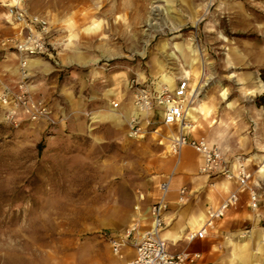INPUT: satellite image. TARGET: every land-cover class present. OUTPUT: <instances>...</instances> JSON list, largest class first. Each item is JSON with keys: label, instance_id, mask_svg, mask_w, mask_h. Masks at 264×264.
<instances>
[{"label": "rangeland", "instance_id": "374dc122", "mask_svg": "<svg viewBox=\"0 0 264 264\" xmlns=\"http://www.w3.org/2000/svg\"><path fill=\"white\" fill-rule=\"evenodd\" d=\"M126 1L132 3L130 8L112 15L107 12L111 3L94 1L104 5L95 18L102 28L95 34L84 32L90 20H81L91 8L85 2L72 3L70 14L78 32L74 44L84 56V64H77L63 61L67 33L61 0H20L28 13L46 17L52 28V57L34 59L40 64L29 67V83L54 117L62 120L52 126L26 122L14 126L0 108V264H111L110 257L112 264H126L148 229L147 212L161 182L169 180L172 185L178 183L172 188L183 186L191 191L184 205L169 204L165 228L170 223L171 230L184 228L198 210L215 208L237 188L222 176L200 173L199 157L190 148L181 151L186 164L177 165L180 154L167 152L172 129L155 132L158 117L147 128L141 124L145 128L141 137L129 134L130 118L123 116L132 104L130 86L160 81L157 62L174 76L183 63L180 57L177 62L166 56L160 49L163 42H189L200 51V60L210 64L204 66L209 80L198 100L213 97V112L209 119L192 123V135L218 146L230 167L243 163L252 175L237 207L215 223L210 236L187 243L184 237L190 230L186 229L181 242L167 241L170 251L199 252L205 264H235L226 239L252 235L249 246L254 247L256 232L264 230V177L258 174L264 164V108L259 106L264 90L249 99L239 89L237 78H229L232 73L246 80L255 76L264 85V0ZM14 3L0 0L3 81L18 78L16 56L4 45L14 33L4 5ZM178 22L184 24L180 30L169 29ZM114 74H124L125 80L119 86L120 100H111L120 104L121 122H94V115L108 109L105 93L113 87ZM191 83L192 78L190 90ZM219 85L227 89V100L235 108H225ZM219 121L223 124L218 125ZM250 188L259 200L255 210L247 207ZM175 198L173 191L168 199ZM255 216L254 223L250 217ZM133 225L137 233L125 239ZM122 241V258L117 259L112 246ZM246 264H264V254L251 257Z\"/></svg>", "mask_w": 264, "mask_h": 264}, {"label": "built area", "instance_id": "2783aa9c", "mask_svg": "<svg viewBox=\"0 0 264 264\" xmlns=\"http://www.w3.org/2000/svg\"><path fill=\"white\" fill-rule=\"evenodd\" d=\"M9 21L7 23L14 30L11 37L7 38L4 45L12 50L18 62V78L16 81H3L0 79V108L5 120L17 126L22 122L37 124L43 123L52 126L61 122V118L54 117V113L46 100L36 94L30 86L29 62L34 59L51 58L54 46L51 42L52 28L46 17L28 13L21 5L20 0H15L7 9ZM132 105L137 116L129 120V134L132 137H141L155 117H158V128L172 129L168 136L169 151L173 156H178L184 148H190L199 157V171L206 176H222L236 185V189L228 194L215 208L206 212L203 224L196 231H188L184 240L187 243L203 241L210 236L215 223L224 218L225 214L237 207L240 194L248 189L252 181L243 163L230 167L224 158L221 149L211 145L204 137H194L193 124L188 117V108L194 104L189 80L176 79L173 86L152 81L148 85H131ZM114 110L120 107L119 102L111 101ZM144 113L146 116H142ZM145 123V128L141 124ZM158 196L150 206L148 215V229L142 232L139 241L135 244L134 255L126 264H205L203 254L199 252L172 253L161 234L166 227L168 213L167 196L170 190L169 180L158 185ZM189 192L182 187L177 192L176 204L184 205L188 201ZM259 200L253 189L248 190L247 207L257 209ZM137 233L133 225L125 235V239ZM125 243H114L112 251L119 255V248Z\"/></svg>", "mask_w": 264, "mask_h": 264}, {"label": "bare ground", "instance_id": "6f19581e", "mask_svg": "<svg viewBox=\"0 0 264 264\" xmlns=\"http://www.w3.org/2000/svg\"><path fill=\"white\" fill-rule=\"evenodd\" d=\"M79 1L87 3V6L91 9L85 13L82 14L81 20H90V24L83 28L84 32L95 34L102 28V22L96 20V16L99 13H102V8L104 7L96 3H94L95 0H61V6L63 11V27L66 34V39L64 40V47H65V53L63 57V61L65 63H71L75 62L77 64H84V56H82L78 52V47L74 44V41L78 37V32L75 29V24L72 21L70 9L72 8V3H78ZM103 2L111 3V6L107 10L109 14L112 15V13L118 12V11H126L130 8V5L132 3L127 2L126 0H101V4ZM167 3H171L172 0H166ZM12 5V4H10ZM9 6V5H4ZM209 2L203 7L205 10L208 8ZM135 10L137 9L136 6H134ZM170 13L169 9H166V14L168 15ZM7 21H9L7 13L4 14ZM140 19V17H138ZM117 19V17H116ZM124 21V19H121ZM196 24V21L193 22ZM121 25V24H120ZM124 25V24H123ZM184 24L181 22H178L177 24L171 26L169 29L172 31H178L181 29V27ZM149 26H154V24H149ZM109 27V26H108ZM161 27V26H159ZM112 28V26H111ZM221 39L226 40L222 36H220ZM160 49L166 54V56L171 59L172 61L179 62V57L182 59L183 63L178 68V73H175V75L169 74V72L164 71V67L161 64V62L155 63L156 65V73H159L160 82L167 84L168 86H173L176 79H184V80H190L192 78L191 83V94L194 97V107L188 108V117H190V120L195 123L200 121H205L209 119L213 112V97H205L198 100V96L200 95L202 89L206 85L207 81L209 80V77H205L204 73V66H209V63L204 64L199 56L200 51L193 47V45L189 42L186 43H174L171 44L170 42H163L160 45ZM228 59V58H227ZM40 64L39 60H31L29 62L30 66H37ZM95 78H97V73H94L93 75ZM230 79L237 78V85L239 86V89L243 93V95L249 99L256 97L257 95H260L263 93L264 85L255 77L251 76L249 80H246L245 78H239L237 74L232 73L229 76ZM111 79L113 82V87L108 89L105 93V97L111 102V100H120V90L119 86L120 84L125 81L124 80V74H114L111 75ZM220 94L219 96L223 99L224 102H227L225 108L227 109H233L235 108V104L232 101L227 100V89L225 87L220 86ZM135 109L133 108V105L130 103L127 107V112L124 118H131L134 116H137ZM142 116H146L144 113L141 114ZM122 116L120 115L119 111L112 109L110 104H108V109L104 113L96 114L92 117V120L94 122H111L119 124L120 118ZM127 120V119H126ZM212 124L217 123V120L212 121ZM223 124L222 121L218 122V125ZM195 131V127L193 126V132ZM169 145H167V152L169 150ZM186 157L180 153V155L177 157L176 164H186ZM260 156H253L252 159H259ZM258 174L260 177H264V164L260 166L258 170ZM225 189H227L224 186ZM206 210L204 208H201L198 210V212L191 216L186 223V226L184 228H181L179 230H171L168 228L170 223L167 225V228L162 232L161 237L165 241H169L172 245H176L178 242H181L184 231L186 229H189L190 231H194L197 228H200V226L205 221ZM252 221L255 223L257 222V217H250ZM234 238V237H233ZM236 240H232L231 238H227L226 241L229 243L232 247L231 256L232 261L235 264H246L250 258L258 257L264 254V230L263 231H257L256 232V239H255V246L250 247V240H252V235L247 238L244 234H238L235 236ZM246 238V239H245ZM116 256V255H115ZM122 257L117 256V259H121ZM110 262L115 263L113 258L110 257ZM127 261H125L126 263Z\"/></svg>", "mask_w": 264, "mask_h": 264}, {"label": "crops", "instance_id": "0c3cea01", "mask_svg": "<svg viewBox=\"0 0 264 264\" xmlns=\"http://www.w3.org/2000/svg\"><path fill=\"white\" fill-rule=\"evenodd\" d=\"M8 77H9V74L7 75L6 74V76H5V78L6 79H8ZM10 78V77H9ZM193 108V107H192ZM193 123V122H192ZM170 182V181H169ZM177 184L178 183H175V184H173L172 185V183L170 182V190H169V193H168V196H167V200H168V203L170 204L171 202L173 203V204H176V199H177V192H178V190L180 189V188H182L183 186H181V187H179L178 189H175L176 188V186H177ZM172 186L173 187H175V188H172ZM173 191L175 192V195H176V198H175V200L174 201H170L168 198L170 197V194L171 193H173ZM189 192V191H188ZM191 192V191H190ZM189 192V196H188V200H189V197H190V195H191V193ZM207 212V211H206ZM205 215H206V213H205ZM166 219H167V217H166Z\"/></svg>", "mask_w": 264, "mask_h": 264}, {"label": "trees", "instance_id": "16d2710c", "mask_svg": "<svg viewBox=\"0 0 264 264\" xmlns=\"http://www.w3.org/2000/svg\"><path fill=\"white\" fill-rule=\"evenodd\" d=\"M261 75H262V80H263V82H264V72H262ZM259 106H261V107L264 108V95H263V97L260 99V104H259Z\"/></svg>", "mask_w": 264, "mask_h": 264}]
</instances>
